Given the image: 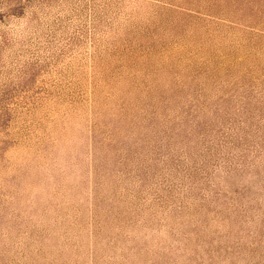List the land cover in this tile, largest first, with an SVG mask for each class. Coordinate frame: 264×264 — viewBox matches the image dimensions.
<instances>
[{"label": "rangeland", "instance_id": "374dc122", "mask_svg": "<svg viewBox=\"0 0 264 264\" xmlns=\"http://www.w3.org/2000/svg\"><path fill=\"white\" fill-rule=\"evenodd\" d=\"M0 264H264V0H0Z\"/></svg>", "mask_w": 264, "mask_h": 264}]
</instances>
